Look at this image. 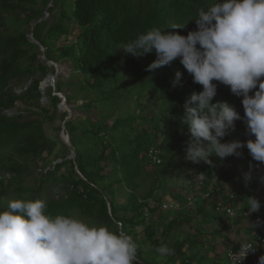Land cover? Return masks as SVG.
Here are the masks:
<instances>
[{
  "label": "trees",
  "instance_id": "1",
  "mask_svg": "<svg viewBox=\"0 0 264 264\" xmlns=\"http://www.w3.org/2000/svg\"><path fill=\"white\" fill-rule=\"evenodd\" d=\"M215 2L217 0H43L44 7L53 4L50 11L60 8L57 20L44 34L51 20L45 19L46 14L35 6V0H0V149L8 146L18 158H41L46 152H52L54 144L39 122L4 113L20 99L41 106L40 84L48 75L56 74L55 66L49 61L59 63L68 59L73 65V73L67 79L59 77L55 90L47 89L52 107L58 109L62 102L58 93L75 85L79 86L81 95L66 94L67 102L85 101L77 106L85 117L79 115L66 122L75 159L64 158L35 179L33 185L24 186L27 176L33 175L30 168L12 157L7 161L0 158V169L11 174L5 179L0 173V210L12 200L43 199L52 216L79 215L111 230H123L138 245V264H221L220 261L207 262L205 253L198 249L203 244L195 235L180 233L184 226H193V218L179 210H169L170 220L160 236L158 222L149 218L160 212L155 192L158 188L165 190L169 183L168 168L175 165L178 157L186 159L190 134L181 122L184 103L192 92L201 91L202 85L193 82L179 58L171 65L149 69L148 65L156 59L154 52L137 58L120 49L152 28L169 31L172 25H184L173 30L187 35L197 27L195 18L199 9L207 10ZM22 22L36 23L34 38L44 47L46 60L40 57L41 48L30 40L29 32L20 30ZM9 24L13 31L7 29ZM62 38L66 42L57 45ZM177 70L182 73L181 85L173 87ZM14 82L23 88L19 95L12 86ZM214 83H217V92L212 102L227 101L243 117L242 97L232 94L229 86ZM147 96L152 102L147 103L145 108L151 109L146 114V110L140 108ZM67 117L65 113L64 121ZM235 128L246 136L239 139L234 130H229L221 142L255 139L246 134L242 119L235 122ZM153 148L160 151V164L153 163L149 157ZM236 157L231 155L224 159L229 161ZM210 159L214 162V154ZM224 159L219 157L217 163L225 169ZM149 165L154 167L151 172L147 171ZM195 167L199 173L206 172L208 178L215 174L213 163L203 161ZM259 174L264 175V166ZM148 177L151 188L140 194L139 188ZM56 186L62 189L55 190ZM200 189L202 193L196 204L199 212L206 218L218 219V215L212 217L207 211L208 206L217 207L213 199L216 196L210 194L204 184ZM246 206L244 213L249 211ZM223 216L229 213L225 211ZM260 217L255 237H264V208H260ZM139 229L145 233L141 239ZM161 245L167 246L170 254L160 255L156 249ZM238 247L236 244L232 249ZM261 248L259 246L258 258Z\"/></svg>",
  "mask_w": 264,
  "mask_h": 264
},
{
  "label": "clouds",
  "instance_id": "2",
  "mask_svg": "<svg viewBox=\"0 0 264 264\" xmlns=\"http://www.w3.org/2000/svg\"><path fill=\"white\" fill-rule=\"evenodd\" d=\"M195 23L196 29L187 35L173 30L184 25H172L169 31L149 29L120 49L137 58L154 52L149 69L179 58L193 82L202 85L186 98L181 117L190 134L187 160L212 165L213 154L224 159L246 147L253 160L264 164V0H217L207 10L199 9ZM181 77L177 70L173 87L181 85ZM214 81L242 97L243 117L227 101L212 102ZM241 119L246 134L255 139L221 142ZM244 179L247 183L251 173ZM47 207L43 199H16L0 210V264H138V245L123 230L71 215L52 216ZM246 207L258 212L261 203L248 197ZM252 247L244 249V257ZM156 251L170 254L164 245ZM258 264H264V255Z\"/></svg>",
  "mask_w": 264,
  "mask_h": 264
},
{
  "label": "rangeland",
  "instance_id": "3",
  "mask_svg": "<svg viewBox=\"0 0 264 264\" xmlns=\"http://www.w3.org/2000/svg\"><path fill=\"white\" fill-rule=\"evenodd\" d=\"M35 1V6L42 9L46 14L45 19L51 20L50 24H48L43 30L44 34H46L50 25L57 20L60 8L55 7L53 11H50L49 8L53 6L52 3L48 7H44L43 0ZM35 25L36 23L26 25L22 22L20 30L26 32L28 31V36L31 38L32 30ZM7 29L9 31L14 30L11 24L7 25ZM65 42V39L62 38L61 41L57 42V45H62ZM40 57L43 59L44 55L42 54ZM49 64L55 66L56 71L57 68L59 69L58 78L63 77L64 79H67L73 73V65L68 59L59 63L49 61ZM132 67L133 65H131V68ZM48 77L52 78V74L48 75ZM48 77L40 84V88L43 93V97L40 101L41 106L36 107L30 100L20 99L16 102L14 107L5 110L4 112L8 116L22 115L23 119L35 120L39 122L43 126L46 136L52 141V145L54 144L52 152H46L41 158H18L17 154L8 146H3L0 149L1 159L4 158L7 161V159L9 160V158L12 157L19 163L30 168L33 175L27 176L26 180L23 182L24 186L33 185L35 183V179L42 177L44 173L53 169L56 164L61 163L64 158L70 159L71 150L61 137L65 113H67L68 116L72 114V118L79 115L85 117V113H82L77 107L85 102L84 99L79 101L77 104L74 102H67L66 94H77L79 92V86L76 85L59 93V96L62 98V102L59 104L58 109L52 107L46 91L51 87L55 90L58 78L56 79V82L53 83L47 80L49 79ZM82 77L83 74L80 75L77 82L80 83ZM12 86L18 95L22 93V86H16L15 82ZM149 98L150 97L147 96L146 99H144L143 106L140 108L141 110H146V114L149 113L151 109L148 107L147 109L145 108L148 105L147 103L151 104L152 102ZM61 106L64 108H61ZM234 131L239 139L246 136L245 133L238 128H235ZM66 135H68V133L65 130L64 140H66ZM161 138H163V135H161L160 139ZM214 158L213 167L215 174L212 178H208L206 172L199 173L196 170L195 165L198 163L183 159L182 156L178 157L175 165L167 170L169 183L166 185L165 190L161 188L156 189L155 203L159 205H161V203L164 204L169 197L177 200L178 207L175 210H179L183 212L185 216L194 219L192 222L193 226H184L180 233L183 235L191 234L197 237V240L203 244L198 249L200 252L205 253V259L208 263L220 261L221 264H229L226 260L229 250L236 244H241L249 239H254L256 235L255 231L258 228L259 221L262 219V217H260V210L258 212L248 211L247 213H244L242 210L247 204L248 197L257 198L261 203L260 208H264V175L259 174V170L262 169L264 164L253 160L246 147L241 148L239 155H237L234 160L227 161L224 159L225 169L224 167H219V164L217 163V159H219V157L214 155ZM152 170H154V167L150 165L149 167L147 166L148 172H151ZM7 172L8 171L0 169V173L5 179H9L11 177V174ZM249 172L251 173V179L246 183L244 174ZM149 180V177L146 178L145 183L139 188L138 192L140 194H144L151 188V182ZM203 184L207 186L210 194L216 196L213 197V199H216V205L220 202H224L225 204L229 202L228 204L231 203L230 206H233L236 209V215L234 217L231 215L223 216L222 211L218 212L216 210V206L211 205L207 207V211H209L212 217H215V215H218L219 217L218 219L214 218L212 220L211 218H206L203 213L199 212L196 206V201L189 204L188 198L195 199L201 196L202 190L200 187ZM60 189H62L60 186H56L55 188V190L58 191ZM123 201L124 199L121 198V202ZM169 213L170 212H163L160 209V212L155 216L149 215V213L146 214L150 216L149 218L158 222V236H160L161 231L170 220ZM75 217L83 219L91 225H100L90 218L79 215H75ZM197 228H199V230H197ZM139 230L141 231L142 229ZM144 236L145 233L142 230L139 234V238L141 239ZM261 255H264V246L261 248Z\"/></svg>",
  "mask_w": 264,
  "mask_h": 264
},
{
  "label": "built area",
  "instance_id": "4",
  "mask_svg": "<svg viewBox=\"0 0 264 264\" xmlns=\"http://www.w3.org/2000/svg\"><path fill=\"white\" fill-rule=\"evenodd\" d=\"M149 157L151 158V161L155 164H160L162 162L159 149L153 148L149 152ZM167 199L168 200H166V203L164 204L161 203L162 211L168 212L169 210L177 209L178 207L177 200L171 199L170 197ZM188 200H189V204H192L194 201H196V204H197L198 198H195V199L188 198ZM228 203L226 204L224 202L218 203L216 210L218 212L222 211L223 213L227 211L229 215L234 217L237 211L233 206H230L231 203L230 204ZM249 245L253 247L247 250V253L244 257L243 256L244 249ZM263 245H264V237L258 235L254 239H249L239 244V247L237 249L235 250L230 249L227 255V260L229 264H240V262L241 264H246V263L258 264L259 246H263Z\"/></svg>",
  "mask_w": 264,
  "mask_h": 264
},
{
  "label": "water",
  "instance_id": "5",
  "mask_svg": "<svg viewBox=\"0 0 264 264\" xmlns=\"http://www.w3.org/2000/svg\"><path fill=\"white\" fill-rule=\"evenodd\" d=\"M41 21V20H40ZM30 40L32 41V42H34V43H36L37 45H39L40 46V48H41V51H42V54L44 55V57H43V59H46V56H45V49H44V47L40 44V42H38L35 38H34V28H33V30H32V35H31V38H30ZM59 71V69L57 68V71H56V74H54V75H52V80H51V82H56V79L58 78V72ZM49 78V77H48ZM48 80V79H47ZM58 95H59V93H58ZM64 105V104H63ZM61 108H64V107H62L61 106ZM71 113V112H70ZM72 118V114H70L66 119H65V121H64V126H63V129H62V139H63V141L66 143V145L69 147V149L71 150V156L69 157L70 159H75V157H76V152H75V149H74V147L72 146V144H71V142H70V136L69 135H66V140H64V136H65V130H66V122L68 121V120H70Z\"/></svg>",
  "mask_w": 264,
  "mask_h": 264
},
{
  "label": "bare ground",
  "instance_id": "6",
  "mask_svg": "<svg viewBox=\"0 0 264 264\" xmlns=\"http://www.w3.org/2000/svg\"><path fill=\"white\" fill-rule=\"evenodd\" d=\"M51 80H52V78H49V79H48V81H51Z\"/></svg>",
  "mask_w": 264,
  "mask_h": 264
},
{
  "label": "crops",
  "instance_id": "7",
  "mask_svg": "<svg viewBox=\"0 0 264 264\" xmlns=\"http://www.w3.org/2000/svg\"><path fill=\"white\" fill-rule=\"evenodd\" d=\"M221 199V198H220Z\"/></svg>",
  "mask_w": 264,
  "mask_h": 264
}]
</instances>
